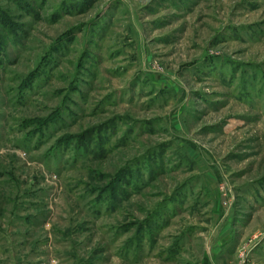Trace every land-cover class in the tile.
Wrapping results in <instances>:
<instances>
[{"label": "rangeland", "instance_id": "rangeland-1", "mask_svg": "<svg viewBox=\"0 0 264 264\" xmlns=\"http://www.w3.org/2000/svg\"><path fill=\"white\" fill-rule=\"evenodd\" d=\"M0 264H264V0H0Z\"/></svg>", "mask_w": 264, "mask_h": 264}]
</instances>
